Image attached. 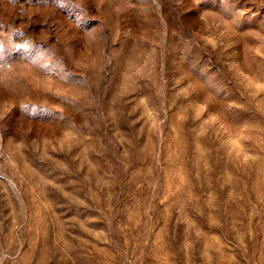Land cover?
I'll use <instances>...</instances> for the list:
<instances>
[{
	"label": "rangeland",
	"instance_id": "obj_1",
	"mask_svg": "<svg viewBox=\"0 0 264 264\" xmlns=\"http://www.w3.org/2000/svg\"><path fill=\"white\" fill-rule=\"evenodd\" d=\"M0 264H264V0H0Z\"/></svg>",
	"mask_w": 264,
	"mask_h": 264
}]
</instances>
